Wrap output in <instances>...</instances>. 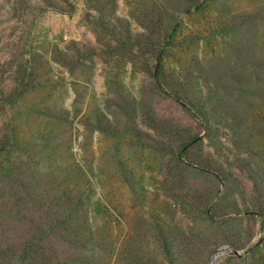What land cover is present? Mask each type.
<instances>
[{"label": "rangeland", "instance_id": "obj_1", "mask_svg": "<svg viewBox=\"0 0 264 264\" xmlns=\"http://www.w3.org/2000/svg\"><path fill=\"white\" fill-rule=\"evenodd\" d=\"M215 254L264 264V0H0V264Z\"/></svg>", "mask_w": 264, "mask_h": 264}, {"label": "bare ground", "instance_id": "obj_2", "mask_svg": "<svg viewBox=\"0 0 264 264\" xmlns=\"http://www.w3.org/2000/svg\"><path fill=\"white\" fill-rule=\"evenodd\" d=\"M216 259H217V254H215L214 257H213V264H215Z\"/></svg>", "mask_w": 264, "mask_h": 264}, {"label": "water", "instance_id": "obj_3", "mask_svg": "<svg viewBox=\"0 0 264 264\" xmlns=\"http://www.w3.org/2000/svg\"><path fill=\"white\" fill-rule=\"evenodd\" d=\"M225 248H226V247L224 246V247L220 248V250H221V249H222V250H225Z\"/></svg>", "mask_w": 264, "mask_h": 264}]
</instances>
